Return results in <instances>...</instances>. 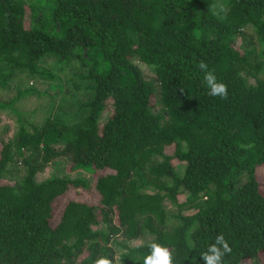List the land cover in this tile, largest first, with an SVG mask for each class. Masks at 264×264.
Wrapping results in <instances>:
<instances>
[{
	"label": "trees",
	"instance_id": "obj_1",
	"mask_svg": "<svg viewBox=\"0 0 264 264\" xmlns=\"http://www.w3.org/2000/svg\"><path fill=\"white\" fill-rule=\"evenodd\" d=\"M0 109V264H264V0H0Z\"/></svg>",
	"mask_w": 264,
	"mask_h": 264
},
{
	"label": "clouds",
	"instance_id": "obj_2",
	"mask_svg": "<svg viewBox=\"0 0 264 264\" xmlns=\"http://www.w3.org/2000/svg\"><path fill=\"white\" fill-rule=\"evenodd\" d=\"M199 68L205 73L204 83L209 89L208 95L212 97H220L221 99H227V85L217 80L214 73L208 70V65L203 60L200 61ZM149 248V254L144 256L143 264H174L173 253L168 247L154 242L150 244ZM231 253L232 247L229 245V242L225 239L223 234H219L216 236L215 242L210 244L207 250L202 252L200 255L204 264H227L225 257ZM94 264H120V261L116 256L108 257L101 254L94 261Z\"/></svg>",
	"mask_w": 264,
	"mask_h": 264
},
{
	"label": "rangeland",
	"instance_id": "obj_3",
	"mask_svg": "<svg viewBox=\"0 0 264 264\" xmlns=\"http://www.w3.org/2000/svg\"><path fill=\"white\" fill-rule=\"evenodd\" d=\"M14 6H16L17 8H21L20 5H19V4H16V3H14ZM28 83H30V82H28V80H26V81H22V82H21V88L27 86ZM38 84H39L40 86L45 85L44 82L42 81V79L39 80V83H38ZM11 93H12V91L9 92V94H11ZM29 99H30V98H29ZM29 99H27V100H29ZM33 101H34V100H33ZM33 101H27V102H24L23 104H24L25 107H26V106L31 105V102H33ZM45 110H46V109H44L43 111H45ZM0 114H1V115H7V116H3V117L6 118V121H10V118H9V116H8V113H7L5 110H1V109H0ZM44 119H45V118H42V119L40 120V122H43ZM17 121H18V120H17ZM40 122H39V123H40ZM18 126H19V121H18ZM2 127H3L2 131H4V134H3V135H4V137L7 139V141H13V140H14V137H15V135L17 134V131H18L17 126H15L14 124H12L11 127L8 128L9 131H6V130H5V126H4L3 124H2ZM58 167H59V165H56V166H55V170H56ZM47 168H48V167H47ZM12 169H13L14 171H17V172H20V171L23 170V169H22V165H18V164H16L15 166H13ZM43 170H44V169H43ZM43 170H42V171H39L38 174L43 173ZM250 188H251V190L253 191V183H250ZM84 196H85V195H84ZM60 202H61V201L58 200V201L56 202V204H57V205H60Z\"/></svg>",
	"mask_w": 264,
	"mask_h": 264
}]
</instances>
